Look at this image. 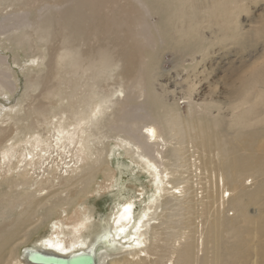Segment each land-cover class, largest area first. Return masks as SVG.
I'll list each match as a JSON object with an SVG mask.
<instances>
[{"label":"bare ground","instance_id":"bare-ground-1","mask_svg":"<svg viewBox=\"0 0 264 264\" xmlns=\"http://www.w3.org/2000/svg\"><path fill=\"white\" fill-rule=\"evenodd\" d=\"M9 1L11 5L15 0ZM42 1L52 16H44L43 10L29 20L27 1L28 11L10 15L9 20L14 21L10 34L3 35L7 31L0 21V36H4L0 44L6 49L8 43L14 44L12 49L23 47L28 56L21 67L26 79L17 97L20 73L0 51V95L7 101L16 99L11 104L0 102V264H44L29 259L34 251L65 257L90 252L95 264H168L173 260L193 264L197 251L205 246L206 232L213 234L208 238H213L215 252H219L227 204L246 189L249 177L255 183L253 155L228 148L224 159L205 145L210 120L196 116L190 89L186 114L171 102L167 89L153 90L165 108L137 113L130 103L145 95V89L132 80L133 65L143 56L139 43L131 37L130 25L120 22L117 1ZM195 1L179 0L176 6L185 33L191 26L200 32L205 21L212 22L206 13L197 11L200 0L195 9L187 11V2L194 5ZM143 8L149 18L152 9L145 4ZM29 26L36 37L26 31ZM53 38H58L59 46L54 47L48 69L42 73L46 53L32 52V44L41 47ZM13 57L19 66L15 53ZM110 78L115 82L104 87ZM248 103L252 109L243 111ZM255 104L250 99L230 102V124H263V112L253 108ZM252 113L256 115L247 116ZM262 132L255 128L247 136ZM110 155L112 159L127 156L130 162L118 159L115 166L108 167L109 182L97 183L103 165L110 164ZM136 168L148 177L146 191L144 183L131 176ZM105 191L112 192V204L101 218L85 197ZM168 197L180 199L184 213L191 216L184 224H171L176 231L164 238ZM43 224H49L45 233L31 242L28 236L18 246V240L25 237L23 232ZM236 244L240 261L243 243Z\"/></svg>","mask_w":264,"mask_h":264},{"label":"rangeland","instance_id":"rangeland-1","mask_svg":"<svg viewBox=\"0 0 264 264\" xmlns=\"http://www.w3.org/2000/svg\"><path fill=\"white\" fill-rule=\"evenodd\" d=\"M27 1L30 3L27 4ZM115 1L120 6V22H127L126 24L130 25L128 28H132L131 37L139 43L141 56H143L142 61L139 59L133 65L132 80L139 87L145 89V95L132 100L130 103L137 109V113L158 112V108H165L161 102L155 99L153 90L159 92L162 89H167L171 102L178 104L182 114H186L190 103L186 93H189L187 91L190 89L192 103L196 108V116L199 119L207 118L210 120L211 128H208V135H206L209 139L205 138V141L207 140L205 145L216 151L218 155H224L222 156V158L225 157L224 159H226V153L230 148L238 150L240 154L245 156L251 154L256 160L255 183H251L252 178L249 177L245 181L247 183L246 189L244 188L243 192L238 194L235 202L227 204L226 220L222 224L224 228L219 234V252H215L213 238H208L213 234L206 232L205 246L197 251V263L193 262V264H264L263 147H261L260 152L258 151L261 144L264 146V123L257 127L230 124L232 114L230 102L236 99L256 100V106L254 105L253 108L256 107L264 115V0H217L215 4L212 3V0H200L197 11L206 13L205 15L212 22L208 24L205 21V27L200 32L193 30L194 26H191L189 33L181 30L179 20L176 17L178 12L176 6L179 0ZM9 2L6 0L3 1V6L0 4V21L3 20V30L7 31L5 34L3 33L4 36L10 34L8 30L14 26V21L9 20L11 14L22 15L24 10H29L30 7L31 10L27 18L33 20L46 9V7L43 8L45 1L42 0H15L13 3L11 2V5ZM139 2H142V6ZM25 3L29 7H25ZM144 4L152 9L149 18H145L143 14ZM33 5L37 7L36 10ZM197 5L198 0L195 1L194 5L187 2L186 9L189 12L195 9ZM41 8H43L42 11H37ZM49 14L50 12L44 10V16L53 15ZM134 14H137L138 17L136 18ZM12 17L15 18L14 15ZM134 24L135 26H133ZM26 31L36 37L33 26H29ZM3 35L0 37L3 38ZM177 36H179L178 39H176ZM53 39L41 47L38 46L39 43L33 42L32 44V41L36 40L35 38L30 41L33 46L32 52L46 53L42 59V73L47 71V65L52 59V52L59 46L58 38ZM101 43H104L103 38ZM0 45L3 47L0 46V51L7 55L8 63L20 73V79L18 78L19 82H17L19 85L15 91L16 96H20L26 79L25 74H22L24 70L21 68L28 59V56L24 54L25 48L17 49L15 47L12 49L14 44L8 43L9 48L6 49L4 44ZM84 49L88 50L87 47ZM26 50L29 51V49ZM14 53L17 55L19 66L15 63ZM33 64L36 66L38 61ZM211 64L212 66H210ZM114 79L105 80L104 87L109 83L112 85L115 82ZM38 92H40L39 89L34 93L38 94ZM7 100L8 98L0 95V102L3 101L8 104L16 102L14 97L10 99V101L13 100L11 103ZM195 102L201 105L197 106L198 104ZM250 109L252 106L248 103L244 106L243 111ZM159 114L163 116L162 112ZM249 115L256 114L252 113L247 116ZM160 124L168 135L167 127L163 125L164 119H161ZM255 128H261L263 132L250 136ZM247 133L250 135L247 136ZM249 137H253V139ZM171 153L172 150L169 149L167 154L170 155ZM107 158L110 159H108L110 164L103 165L96 179L97 183L109 182L107 179L108 170L116 165L118 159L124 163L130 162L127 156L118 157V159L113 157L112 159L110 155ZM140 169L136 168L135 173H131V176L134 175L132 177L136 178V182L142 181L147 187H144L143 191H146L150 187L148 177ZM105 192L98 196L96 193H90L85 197L91 204H94L96 214L100 215L101 218L107 215L112 204V192ZM179 200L168 197V202L165 201L164 208L166 210L164 214L167 215V218H164L165 223L162 224L163 232H165L164 238L170 237V234L176 231L175 228L170 227L171 224L173 226L179 223L184 224L191 216L188 212L184 213ZM176 214L179 215L175 216ZM48 226L49 224H43L30 228L31 232L26 230L23 232L25 237L18 240V246L26 241L28 236H31L29 241L31 242L36 236L45 233ZM196 236L197 243L198 233ZM238 242L243 243L240 245L242 251L240 261L236 259L237 249L235 247ZM167 263L177 264L176 260Z\"/></svg>","mask_w":264,"mask_h":264},{"label":"water","instance_id":"water-1","mask_svg":"<svg viewBox=\"0 0 264 264\" xmlns=\"http://www.w3.org/2000/svg\"><path fill=\"white\" fill-rule=\"evenodd\" d=\"M29 259L35 263L44 264H95L96 258L90 252H83L70 257L55 254H46L41 251H34Z\"/></svg>","mask_w":264,"mask_h":264}]
</instances>
